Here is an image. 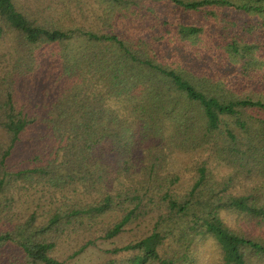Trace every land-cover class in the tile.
I'll return each mask as SVG.
<instances>
[{
  "label": "trees",
  "instance_id": "1",
  "mask_svg": "<svg viewBox=\"0 0 264 264\" xmlns=\"http://www.w3.org/2000/svg\"><path fill=\"white\" fill-rule=\"evenodd\" d=\"M0 43V264H264V0H0Z\"/></svg>",
  "mask_w": 264,
  "mask_h": 264
},
{
  "label": "rangeland",
  "instance_id": "2",
  "mask_svg": "<svg viewBox=\"0 0 264 264\" xmlns=\"http://www.w3.org/2000/svg\"><path fill=\"white\" fill-rule=\"evenodd\" d=\"M234 20H237V22L240 24V25H245V24H248L250 25L252 23V19L250 18V15L249 16H236L234 17ZM7 48L8 46L7 45H3L0 43V61L4 59L3 57V54H6L7 53ZM22 152H19L21 155L25 154L26 153V150H21ZM17 154H18V151H17ZM17 154H14V161H16V159L18 160V155ZM185 165V163H184ZM232 220V218H231ZM121 241H119L120 243ZM108 247V246H107ZM99 249H90L87 253H85L81 258H80V263L81 264H90V263H94V262H97L99 260H101L102 256L104 257L103 255V252H99L98 251ZM206 260L207 263L206 264H215L213 263L210 259V254L207 253L206 255Z\"/></svg>",
  "mask_w": 264,
  "mask_h": 264
}]
</instances>
